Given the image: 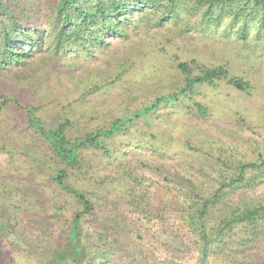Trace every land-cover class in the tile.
Masks as SVG:
<instances>
[{
  "label": "trees",
  "instance_id": "16d2710c",
  "mask_svg": "<svg viewBox=\"0 0 264 264\" xmlns=\"http://www.w3.org/2000/svg\"><path fill=\"white\" fill-rule=\"evenodd\" d=\"M45 1L42 0L41 5L37 0H0V78L12 74L17 79L16 85L21 88L28 87V77L37 81L36 76L44 72H38L39 69L32 71L35 62L43 55L39 54L44 47L38 37L41 33L52 36L50 41L57 56L71 52L93 56L96 49L104 50L110 46L109 39L128 42L142 31L170 25L178 27L181 34L194 30H223L228 38L242 44L254 42L264 50V0H49L48 5L44 6ZM129 29H132L131 32ZM197 68L200 69L198 74L195 73ZM178 69L185 76L184 87L172 94H161L130 116L116 118L108 127H98L81 136L68 133L73 126L70 125L71 118L65 114V105L61 109L54 103L50 105L55 108L52 111L55 121H60L50 129L38 114L41 106L25 105L17 98L7 97L4 84L0 90V105L13 103L16 112L26 119L23 127L26 131L22 132L34 133L44 142H49L59 169H53V175L48 177L47 182L55 185L60 193L73 197L74 209H78L65 221V226L61 223L64 218L55 221L61 208V195L58 193L56 199L59 202L57 200L56 208L52 209L55 214H47L39 207L24 209L20 201L23 195L18 191L20 187L16 188L15 183L4 180V170L0 164V235L6 231L16 235L22 227H27V231L38 221L48 223L49 228L58 229L61 244L53 248V254L45 264H157L153 259L155 253L158 264H187L188 260L186 263L175 260L176 255L185 253L188 248L186 243L196 248L194 264H211L213 260L220 264L223 261L219 256L227 252L233 256L225 259V264H264V254L256 256V259L248 255L249 251L259 249L264 253V199H237L238 194L264 187V141L256 147L260 150L257 161L245 162L234 155L221 158L222 169L232 172H227L224 178L222 176L215 189L200 191L197 187H191L186 192H179L184 204L181 199L176 214L181 222L177 227L185 238L183 245L170 243L169 239L173 240L174 236L164 233L167 227H172L166 217L171 204L157 214L147 185H136L125 191L124 196L120 191L116 192V198L122 204L125 202L123 212L118 207L107 209L105 214L109 218H105L104 223L99 222L98 218L96 221L98 228H105L106 233L87 224L93 215L95 203L101 198L103 201V198L112 197V193L108 194L107 191H111L115 180L110 176L98 175L99 170H106V165L115 164V161L122 168V163H118L116 158L117 150L110 151L106 147V140L118 135L132 136L130 131L137 126L139 119L147 121L164 106L180 104L182 98H193L189 92L192 94L198 86L214 88L219 81H227L241 92L250 93L254 89L251 82L232 76L224 66L201 68L197 64L179 63ZM55 78L58 84H63L62 78ZM95 83H89V88ZM74 92L79 100H83L85 92L82 82L75 85ZM2 110L0 108V130L11 133V138L15 140L13 143H3L0 148V153L7 155L5 160L8 166L14 162L16 153H24L37 160L34 145L22 139L23 133L14 129L17 128L16 124L9 126L11 115ZM19 142L23 144L17 148ZM89 151L100 154L99 160H88L86 155ZM38 165L44 166L43 163ZM30 188L26 187L27 190ZM174 192L176 194L177 189ZM187 194H194V197ZM113 221L114 224H128L130 233L118 232V238L114 240V226L108 227ZM157 225L162 237V243L158 244L152 242V234L149 237L142 234V229L150 232ZM108 229L111 230L107 233ZM45 233L49 239L51 235ZM122 247H129L127 251L133 252L136 259L127 253L131 259L122 261L128 258Z\"/></svg>",
  "mask_w": 264,
  "mask_h": 264
},
{
  "label": "rangeland",
  "instance_id": "374dc122",
  "mask_svg": "<svg viewBox=\"0 0 264 264\" xmlns=\"http://www.w3.org/2000/svg\"><path fill=\"white\" fill-rule=\"evenodd\" d=\"M48 3L49 0H46L43 5L47 6ZM33 19L35 21V16ZM138 35L128 42L109 39L110 46L104 50L96 49L93 56L82 52L57 56L51 45L52 36L41 33L38 37L44 47L39 54L43 55L35 62L32 71L39 69L38 72L44 71L43 74L36 76L37 81L28 77V87L25 88L17 86V79L7 74L0 78V90L5 84L7 97L17 98L25 105L41 106L38 114L50 129L60 123L52 116L55 108L50 105L54 103L60 109L65 105V114L71 118L70 125L73 126L68 133L81 136L98 127H108L116 118L130 116L161 94H172L184 87L185 76L178 69L179 63L197 64L201 68L224 66L232 76L251 82L254 89L250 93L236 90L227 81H219L214 88L198 86L192 94L189 92L193 98H182L180 104L164 106L147 121L139 119L137 126L130 131L132 136L118 135L106 140V147L110 151L117 150L116 158L118 163H122V168L115 161V164L106 165V170H99L98 175L110 176L115 182L111 191H107L108 194L112 193V197L103 198V201L101 198L95 203L93 215L87 221L89 227L106 233L105 228H98L96 221L97 218L99 222L109 218L105 214L107 209L118 207L123 212L125 202L122 204L116 198V192L120 191L124 196L125 191L142 184L149 188L156 213H162L171 204L166 217L172 227H167L164 233L174 236L173 240L169 239L170 243L183 245L185 238L177 227L181 222L176 214L181 199L183 203L179 192H186L191 187H197L200 191L218 187V181L227 172H232L222 169L221 158L234 155L238 160L249 163L259 159L260 150L256 147L264 141V50L254 42H237L226 37L223 30L216 29L181 34L178 27L170 25L153 27ZM199 72V68L195 69L196 74ZM56 76L62 78V85L56 82ZM93 81L98 86L89 88L88 84ZM80 82L85 92L83 100H79L74 92L75 85ZM13 106L12 103L0 105V108L11 115L9 126L16 124L17 128L14 129L21 133L25 130L26 119ZM25 131L22 132V139L34 145L37 160L24 153H16L14 162L8 166L5 160L7 155L0 153V164L4 170L2 176L5 181L15 183L16 188L20 187L18 191L23 195L20 201L26 210L39 207L47 214H55L52 209L56 208L57 200L59 202L57 193L60 194L61 208L55 221L64 218L61 223L65 226V221L78 209H74L75 199L60 193L55 185L47 182L48 177L53 175V169H59L49 142ZM10 135L0 130V148L5 142L15 141ZM22 144L19 142L16 147ZM100 156L95 151H89L86 155L88 160L93 161L99 160ZM38 163L44 166L39 167ZM29 186L31 188L27 190ZM187 195L194 197V194ZM243 197L260 201L261 197L264 199V187L238 194L237 199ZM48 225L38 221L27 231V227H22L16 235L7 231L2 233L0 264H45L53 254V248L61 244L58 229L49 228ZM112 226L114 240L118 238V232L128 234L130 230L126 223L114 224L113 221L108 227ZM45 231L51 235L49 239ZM142 234L144 237L152 234V242L162 243L158 225L150 232L142 229ZM185 245L188 246L185 253L176 255L175 260L180 259L185 263L188 260L187 264H194L196 248L188 243ZM127 249L130 248H123L128 257L127 260L123 258L125 262L131 259L127 253L135 257ZM260 250L249 251V258L251 255L255 259L262 256L264 253ZM229 254L219 256L223 261L220 264H225L224 260L233 256ZM153 259L159 263L156 253ZM216 261L213 260L211 264H219Z\"/></svg>",
  "mask_w": 264,
  "mask_h": 264
}]
</instances>
